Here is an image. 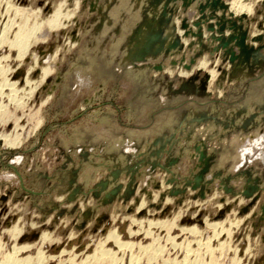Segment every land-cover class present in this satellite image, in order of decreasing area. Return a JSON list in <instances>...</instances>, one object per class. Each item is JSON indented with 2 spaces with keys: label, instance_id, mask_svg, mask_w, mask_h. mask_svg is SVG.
Wrapping results in <instances>:
<instances>
[{
  "label": "rangeland",
  "instance_id": "374dc122",
  "mask_svg": "<svg viewBox=\"0 0 264 264\" xmlns=\"http://www.w3.org/2000/svg\"><path fill=\"white\" fill-rule=\"evenodd\" d=\"M235 1L0 0V264H264V0Z\"/></svg>",
  "mask_w": 264,
  "mask_h": 264
},
{
  "label": "bare ground",
  "instance_id": "6f19581e",
  "mask_svg": "<svg viewBox=\"0 0 264 264\" xmlns=\"http://www.w3.org/2000/svg\"><path fill=\"white\" fill-rule=\"evenodd\" d=\"M236 1H237V0H236ZM236 1H235V2H236ZM239 1H240V0H239ZM247 1H248V2H247ZM250 1L253 2L252 0H250ZM245 2L249 3V0H246V1L243 0V3H245ZM239 3H240V2H239ZM239 3H237V4L239 5ZM243 3H242V1H241V4H243ZM59 4H60V3H58L57 5L60 6L61 4H60V5H59ZM234 4H235V3H234ZM234 4H233L232 6L236 7L237 5L235 6ZM241 4H240V6H243V5H241ZM53 6H54V4H53ZM58 6H55V7H58ZM247 6H248V7H247ZM247 6L244 5L245 8L247 7L246 9H248V8L250 7L248 4H247ZM55 7H53V8H55ZM59 8H61V6H60ZM59 8L56 9L55 11H53L54 13H53V15H51L52 17L50 16L51 18H50V19L48 18V19H49L48 23H47V21H46V20H48V19H46V20L44 19L46 22L43 20V23H46V25L48 26V24H50V23H52V22H53V23H55V22H58V23H59V22H61V20H62L64 17L66 18V17H67L66 15H68L67 12H65V13H66L65 16H64V12H63V14L61 15V13H59V11H57V10H60ZM236 8H237V7H236ZM238 8H240V7H238ZM241 8L244 9L243 7H241ZM242 9H240V10H242ZM249 9H250V8H249ZM52 10H53V9H52ZM233 10H234V9H233ZM240 10H239V11H240ZM20 11H21V9H20ZM236 11H238V10H236ZM247 11H249V10H247ZM17 12H19V9H18ZM21 12H22V11H21ZM60 12H62V10H61ZM27 13H28V12H27ZM27 13H26L25 15H23L24 12H23V14L21 13V14H22V19H21L22 22H21V24H20V25H21V28H20V27H17V28L19 29L18 32H17L18 34L14 32L15 30H14L13 32L17 35L16 37H19V35H20V39H19L20 41H21V40H24V39H26V38L28 37V38H29L28 42H29V41H31V40H34V39H33V38H34L33 34H34V33L36 34L35 28L39 25V23H42V22H40V21H39V23H36V22H35V24H38V25H36L35 28H32V27L30 26V24H31V21H30V20L33 19V17L35 18V16L27 15ZM29 13H30V12H29ZM68 13H71V12L68 11ZM16 14L19 15L18 13H16ZM31 14H32V13H31ZM36 14H37V13H35V14L33 13V15H36ZM36 16L39 17L38 14H37ZM68 16H69V15H68ZM15 17H16V16H15ZM37 17H36V18H37ZM19 18H20V17H19ZM36 18H35V20H36ZM65 18H64V19H65ZM17 19H18V18H17ZM21 20L19 19V21H21ZM33 20H34V19H33ZM33 20H32V21H33ZM39 20H40V19H39ZM41 20H42V19H41ZM13 21H14V20H13ZM14 22H15V21H14ZM15 23H16V22H15ZM9 25H10V24H9ZM33 25H34V24H33ZM40 25H41V24H40ZM40 25H39V26H40ZM17 26H18V25H17ZM57 26H58V25H57ZM11 27H12V26H11ZM14 27H16V26H14ZM14 27H13V28H14ZM52 27H53V26L51 25V28H52ZM2 28H4V27H2ZM54 28H55V27H54ZM36 30H38V29H36ZM39 30H40V27H39ZM39 30H38V31H39ZM42 30H43V29H42ZM44 30H45V29H44ZM10 31H11V30H10V28H9V26H8V29L3 33V35L1 34L2 37L0 36V37H1V38H0V43L3 44V43L5 42L6 39L9 40V39H8V38H9L8 35H9L10 33L8 34V32H10ZM40 32H41V31H40ZM40 32H39V33H40ZM42 32H43V31H42ZM11 33H12V31H11ZM39 33H38V34H39ZM15 34H14V35H15ZM35 34H34V35H35ZM7 36H8V37H7ZM35 36H36V37H35V40H37L36 38H39V37H37V36H38L37 34H36ZM16 37H15V40L17 41L18 39H17ZM31 37H33V38H31ZM13 38H14V37H13ZM43 39H44V37H43ZM15 40H14V41H15ZM8 42H9V41H8ZM8 42H7V43H8ZM11 42H12V41H11ZM21 42H22V41H21ZM21 42H18V41H17V43L15 44V50H16L17 52H18L19 50H21V47H23V46H22V43H23L24 41H23L22 43H21ZM14 43H15V42H14ZM29 43H32V42H29ZM33 43H34V41H33ZM4 44H5V43H4ZM10 44H11V43H10ZM11 45H13V44H11ZM26 46H27V45H26ZM26 46H25V47H26ZM30 46H31V44H30ZM0 47H1V46H0ZM25 47H24V48H25ZM16 48H17V49H16ZM24 48H23V50H24ZM28 48H29V47H28ZM28 48H27V50H28ZM7 49H8V48H7ZM11 49H12V48H11ZM13 50H14V48H13ZM27 50H25V51H27ZM21 52H23V51H21ZM21 52H18V53H20V55H21ZM20 55H19V56H20ZM22 55H23V53H22ZM22 55H21V56H22ZM21 56H20V57H21ZM14 57H15V56H14ZM22 57H23V56H22ZM53 57H54V56H53ZM16 58H17V57H16ZM18 59H19V58H18ZM55 59H56V58H55ZM52 60H53V59H52ZM19 61H22V60H19ZM53 61H55V60H53ZM53 61H52V62H53ZM33 62H34V61H33ZM19 63H20V62H19ZM201 65H203V64H201ZM22 66H23V65H22ZM22 66H21V67H22ZM33 67H34V66H33ZM34 68H35V67H34ZM47 68H48V67H47ZM6 69H7V68H6ZM16 69H17V68H16ZM16 69H15V70H16ZM32 69H33V68H32ZM49 69H50V68H49ZM49 69H44V71H43V75H40V76H41L40 80H43V79L45 78V76H46V74L48 73ZM51 69H52V68H51ZM1 70H2V69H1ZM8 70H9V69H8ZM29 70H30V69H29ZM5 71H6V70H5ZM5 71H4V72H5ZM12 71H13V70H12ZM30 71H31V70H30ZM4 72H2V74H4ZM31 72H32V71H31ZM11 73H12V72H11ZM27 73H28V72H27ZM32 73H33V72H32ZM5 74H6V73H5ZM7 74H8V73H7ZM26 75H27V74H26ZM0 76H2V75H0ZM5 76H7V75H5ZM5 76H3L2 78L4 79ZM8 77H9V76H8ZM6 78H7V77H6ZM28 78H30V77H28ZM28 78L26 79V85H27L28 87H30V85H31V81H29ZM9 79H10V78H9ZM30 79H31V78H30ZM6 80H7V79H6ZM8 81H9V80H8ZM33 81H34V80H33ZM36 81H37V80H36ZM41 82H42V81H41ZM41 82H40V83H41ZM5 83H6V81H5ZM16 83H17V82H16ZM16 83H15V86H16ZM2 84H4V83H2ZM7 84H8V83H7ZM32 85H33V84H32ZM39 85H40V84H39ZM1 86H2V85H1ZM36 86H37V85H36ZM2 87H3V86H2ZM16 87H17V86H16ZM34 87H35V86H34ZM3 88H5V87H3ZM11 89H12V88H11ZM21 89H23V88H21ZM1 90H2V89L0 88V93L3 92V90H2V91H1ZM14 90H15V88H14ZM25 90H26V88H25ZM4 91H5V90H4ZM10 91H11V90H10ZM10 91H9V92H10ZM26 92H27V91L24 92V90H23L21 94L23 95V94L26 93ZM3 93H4V92H3ZM14 93H15V92H14ZM30 94H31V93H30ZM11 95H12V94H11ZM11 95H10V96H11ZM15 95H16V93H15ZM12 96H13V95H12ZM14 97H15V96H14ZM14 97H13V98H14ZM23 97H25V96H23ZM26 97H27V96H26ZM0 98H1V97H0ZM17 98H18V95H17ZM29 98H30V97H29ZM6 99H7V98H6ZM8 99H9V97H8ZM24 99H25V98H24ZM24 99H23V100H24ZM11 100H13V99H11ZM14 100H15V99H14ZM26 100H27V99H26ZM15 101H16V100H15ZM22 102H23V101H22ZM2 104H3V103H2ZM8 104H9V103H8ZM14 104H15V103H14ZM15 107H16V106H15ZM15 111H16V110H15ZM8 114H9V113H8ZM39 114H40V113H39ZM0 116H1V115H0ZM5 121H6V120H5ZM16 121H17V120H16ZM21 134H22V133H21ZM16 141H18L17 138H16ZM20 142H21V141H20ZM11 143H14V142H11ZM14 146H15V145H14ZM163 189H164V188H163ZM187 205H188V203H187ZM115 210H116V209H115ZM248 215H249V214H248ZM227 220H228V219H227ZM233 220H234V219H233ZM131 221H132V220H131ZM136 222H137V221H136ZM174 222H176V221H174ZM228 222H229V221H228ZM235 222H236V221H235ZM235 222H230L231 224H229V226L231 227V225H232V227H233V225L235 224ZM132 223H135V222L132 221ZM139 223H140V222H139ZM164 223H165V222H164ZM164 223H163V224H164ZM226 223H227V222H226ZM233 223H234V224H233ZM236 223L238 224V222H236ZM150 224H151V223H150ZM150 224H149V225H150ZM161 224H162V223H161ZM174 224H175V223H174ZM154 225H155V224H154ZM166 225H167V223H166ZM223 225H224V224H223ZM150 226L153 227L152 224H151ZM150 226H149V227H150ZM156 226H157V224H156ZM208 226H209V225H208ZM224 226H225V225H224ZM160 227H161V226H160ZM165 227H166V226H165ZM169 227H170V226H169ZM171 227H172V226H171ZM211 227H212V230H213V232H212V233H213V234H212L213 237H212V238L216 239L217 242L219 241V239L222 238V236H223L224 234L227 233L225 227H222V226L219 227V226H218V228H217V226H215V225H214V226H211ZM230 227H229V228H230ZM150 228H151V227H150ZM163 228H164V227H163ZM229 228H228V229H229ZM235 228H236V227H235ZM166 229L168 230V228H166ZM164 230H165V229H164ZM184 230H185V229H184ZM195 230H196L195 228H191V229H188V230L186 229L185 231H186V232L188 231V232H191L192 234H194ZM230 230H231V229H230ZM230 230H228V231H230ZM13 231L15 232L14 234L17 233V231H16L15 229H14ZM161 231H162V230H161ZM169 231H170V230H169ZM181 231H182V230H181ZM144 232H145V231H144ZM149 232H150V231H149ZM232 232H233V231H232ZM115 233H116V232H115ZM155 233H156V232H155ZM197 233H198V232H197ZM149 234H151V233H149ZM170 234H171V233H170ZM182 234H183V233H182ZM229 234H230V233H227L228 237H229ZM15 236H16V235H15ZM18 236H19V234H18ZM45 236H46V235H45ZM197 236H198V235H197ZM200 236H201V235H200ZM108 237H109V238H108ZM116 237H117V236H115V238H114V237H111V236H107L108 239L113 238L114 241H116L115 239H118V237H117V238H116ZM46 239H47V238H46ZM169 239L172 240L171 238H169ZM169 239H168V240H169ZM227 239H229V238H227ZM118 240H119V239H118ZM166 240H167V238H166ZM210 240H213V239H210ZM224 240H225V239H224ZM224 240H223V241H224ZM229 240H230V239H229ZM114 241H113V243H114ZM151 241H155V239H154V240H151ZM156 241H157V240H156ZM208 241H209V240H208ZM116 242H117V241H116ZM173 242H174V241H173ZM201 242H202V240H201ZM153 243H154V242H153ZM153 243H152V245H150V246H148V247H146V248L143 249V250H144L143 254L145 253V254L148 255V259L146 258L148 261H147L146 263H150L152 260H155L156 257H159V256H158V253L160 254V253H162V252L166 249V248H165L166 246H165V247H164L165 249L163 248V249H164L163 251H162V249H161V251H159L158 248H157V249H158L159 252H158L156 249L153 250ZM225 243H226V242H223V244L220 243V245H217V246H221V244H222V246H225V245L227 244V243H226V244H225ZM228 243H229V242H228ZM249 243H250V241H249ZM41 244H42V243H41ZM41 244H40V245H41ZM114 244H115V243H114ZM197 244L199 245L200 242L197 243ZM201 244H202V243H201ZM208 244H210V242H209ZM208 244H207V245H208ZM224 244H225V245H224ZM117 245H118V247H119L120 249H121L122 247H124V249H125V246H126L125 244H119L118 242H117ZM127 245H128V243H127ZM227 245H228V244H227ZM252 245H253V244H252ZM102 246H103V245H102ZM168 246H169V245H168ZM205 246H206V244H205ZM208 246H209V245H208ZM222 246H221V247H222ZM253 246H254V247H253ZM253 246H248L247 249H248L249 252L247 251V249H246V252L250 253V251H252V253H253V252H255V251H258V250H255V251H254V249H255L256 247L258 248V246H256V247H255V245H253ZM32 247H33V246H32ZM127 247L129 248V245H128ZM210 247H211V246H210ZM210 247H209V248H210ZM15 248H16V247H15ZM24 248H25V247H24ZM24 248H22V247L19 248V249L16 248V249L14 250L13 254L8 255L7 257H5V262H6V264H16V263L18 262V259H17V251H20V250H22V249L24 250ZM130 248H131V247H130ZM160 248H161V247H160ZM188 248H189V247H188ZM205 248H206V247H205ZM225 248H226V247H225ZM227 248H228V247H227ZM117 249H118V248H117ZM126 249H127V248H126ZM207 249H208V247H207ZM214 249H215V248H214ZM23 250H22V251H23ZM25 250H26V249H25ZM132 250H133V247H132ZM132 250H131V251H132ZM166 250H167V249H166ZM208 250H209V249H208ZM229 250H230V249H229ZM138 251H139V249H138ZM210 251H211V250H210ZM210 251H209V252H210ZM212 251H213V250H212ZM214 251H215V250H214ZM221 251H222V250H221ZM244 252H245V251H244ZM190 253H191V252H190V249H187V248H186V249H185V257H184V259H183V263H185V262L188 261V259L190 258V256H189ZM252 253H251V254H252ZM108 254H109V251H108V250H107L106 252L104 251V249L102 250V248L99 249V250H97V255H95V256H96V258H95L96 262H99V261L104 262V261L108 260V264H114V263L116 262V259H114V258L112 259L110 256H108ZM163 254H164V253H163ZM191 254H192V253H191ZM195 254L197 255V253H195ZM213 254H214V253H213ZM244 254H245V253H244ZM109 255H111V254H109ZM139 255H140V254H139ZM222 255H223V254H222ZM246 255H248V254L246 253ZM253 255H254V253H253ZM95 256H94V257H95ZM162 256H163V255H162ZM187 256H189V257H187ZM205 256H206V255H205ZM90 257H91V256H90ZM143 257H144V256H143ZM160 257H161V256H160ZM193 257H194V256H193ZM211 257H212V256H211ZM92 258H93V257H92ZM135 258H138V257H135ZM195 258H196V256H195L193 259H195ZM199 258H200V257H199ZM29 259H30V258H29ZM88 259H89V258H88ZM197 259H198V258H196V260H194L193 264H200V261L198 262ZM211 259H212V258H211ZM1 260H2V259H1ZM20 260H21V259H20ZM43 260H44V259H43ZM138 260H139V259H138ZM161 260H162V259H161ZM198 260H199V259H198ZM203 260H204V259H203ZM71 261H72V260H71ZM90 261H91V260H90ZM93 261H94V260H93ZM136 261H137V260H136ZM136 261H135V262H136ZM145 261H146V260H145ZM209 261H210V260H209ZM41 262H42V259L39 260V263H41ZM69 262H70V261H69ZM135 262H133V263L135 264ZM139 262H140V261H139ZM154 262H155V261H154ZM156 262H157V261H156ZM162 262H163V261H162ZM164 262H165V261H164ZM174 262H175V261H174ZM238 262H239V261H238ZM240 262H241V261H240ZM74 263H75V262H74ZM89 263H91V262H89ZM106 263H107V261H106ZM137 263H138V262H137ZM146 263H145V264H146ZM165 263H166V262H165ZM167 263H168V262H167ZM231 263H232V262H231ZM72 264H73V263H72ZM82 264H83V263H82ZM84 264H85V262H84ZM98 264H99V263H98ZM101 264H104V263H101ZM129 264H130V262H129ZM139 264H140V263H139ZM163 264H164V263H163ZM185 264H186V263H185ZM187 264H188V263H187ZM214 264H215V263H214Z\"/></svg>",
  "mask_w": 264,
  "mask_h": 264
}]
</instances>
